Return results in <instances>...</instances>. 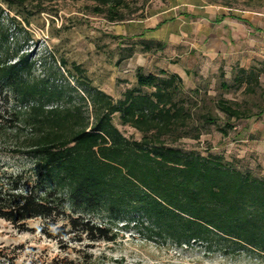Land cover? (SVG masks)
Listing matches in <instances>:
<instances>
[{"label":"trees","instance_id":"1","mask_svg":"<svg viewBox=\"0 0 264 264\" xmlns=\"http://www.w3.org/2000/svg\"><path fill=\"white\" fill-rule=\"evenodd\" d=\"M46 1L0 0V152L27 163L19 171L0 169V219L21 231L40 220L35 232L58 240L62 249L76 244L85 249L76 251L75 259L28 264H99L89 250L101 241L114 242L120 225L163 245L201 242L210 251L263 259L264 177L222 155L178 144L199 141L211 126L227 137L233 122L260 118L264 108L254 113L214 99L224 115L220 125L207 105L211 99L203 101L199 90L187 92L177 74L146 75L138 69L135 86L115 100L94 87L75 62L60 59L38 73V61L23 51L21 40L22 34L30 40L23 24L30 25L34 11L46 13ZM88 1L93 5L85 11L94 16L110 23L127 20L130 0ZM245 2L254 10L264 5V0ZM223 4L233 8L231 1ZM142 43L144 52L166 46ZM261 74L264 68L239 67L234 86L255 94ZM116 117L141 138L126 137ZM19 249L0 248V264H17Z\"/></svg>","mask_w":264,"mask_h":264},{"label":"rangeland","instance_id":"2","mask_svg":"<svg viewBox=\"0 0 264 264\" xmlns=\"http://www.w3.org/2000/svg\"><path fill=\"white\" fill-rule=\"evenodd\" d=\"M224 1H231L233 8L225 7ZM89 5L93 3L88 0H48L44 4L46 13L34 11L30 25L23 24L30 40L25 42L22 34L21 45L32 60L38 61V73L58 65L60 59L75 62L85 68L94 87L115 100L135 86L138 69L146 75H159L161 71L177 74L187 92L199 90L203 101L205 97L211 99L207 105L220 118V125L224 115L214 108V99L239 103L254 113L264 108V74L255 94L235 88L233 80L239 67L264 68V22L263 27L260 23V19L264 21V5L254 10L245 0H130L127 20L120 23L90 14L85 11ZM222 17L223 21L217 23L216 19ZM143 41L166 46L158 50L153 45L151 52H144ZM223 83L230 88H224ZM0 106L4 102L0 101ZM114 122L126 137L141 138L134 129L120 125L118 117ZM233 123L235 127L227 137L211 126L199 141L182 139L178 145L222 155L239 168L264 177V114ZM24 166L26 160L0 152V169L11 172ZM91 219L102 221L97 215ZM40 226L41 221L34 220L28 222L29 231H21L0 219V248L21 247L17 264L39 258L75 259L76 251L85 249L80 244L67 250L60 248L58 240L34 231ZM93 247L89 251L99 264H264V258L210 251L201 242L179 248L147 241L145 234L133 226L125 229L120 225L114 242L101 241Z\"/></svg>","mask_w":264,"mask_h":264},{"label":"crops","instance_id":"3","mask_svg":"<svg viewBox=\"0 0 264 264\" xmlns=\"http://www.w3.org/2000/svg\"><path fill=\"white\" fill-rule=\"evenodd\" d=\"M264 16V15H263ZM263 19H260V23H261V26L263 27ZM249 23V22H248ZM260 30V32H261V29H259ZM243 67V66H242Z\"/></svg>","mask_w":264,"mask_h":264}]
</instances>
